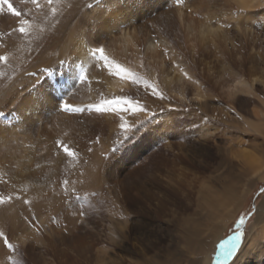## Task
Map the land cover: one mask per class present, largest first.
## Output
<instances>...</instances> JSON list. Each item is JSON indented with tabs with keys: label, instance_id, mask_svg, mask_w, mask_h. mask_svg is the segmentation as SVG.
<instances>
[{
	"label": "rangeland",
	"instance_id": "374dc122",
	"mask_svg": "<svg viewBox=\"0 0 264 264\" xmlns=\"http://www.w3.org/2000/svg\"><path fill=\"white\" fill-rule=\"evenodd\" d=\"M238 1L9 0L19 18L0 5V195L19 197L0 204L14 245L0 238V264H93L97 253L105 264H213L246 216L221 264H264V0ZM112 4L132 31L125 49L100 25ZM205 18L215 29L207 38ZM76 33L162 98L80 58L67 47ZM121 96L143 111L88 108Z\"/></svg>",
	"mask_w": 264,
	"mask_h": 264
},
{
	"label": "snow or ice",
	"instance_id": "6c2138e0",
	"mask_svg": "<svg viewBox=\"0 0 264 264\" xmlns=\"http://www.w3.org/2000/svg\"><path fill=\"white\" fill-rule=\"evenodd\" d=\"M33 4L37 3V0H31ZM47 3L51 5L53 3V0H47ZM0 5H7V8L9 12L12 13L13 16L19 18L22 16V13L15 9L12 5V3L9 2V0H0ZM53 12H55V9H52ZM30 29V21L28 19H23L20 20L19 22V27H18V32L22 35H27ZM91 56L94 57L96 60L103 61L109 68H113L116 73H118L120 76H129L132 77L134 83H142L146 88H151L153 94L156 95H161L157 91V86L154 83H149L148 80L143 79L142 77L136 75L134 72H129L125 68L120 67L118 64H113L112 61L109 60V57L105 55V49L102 47H96L92 48L90 50ZM7 57L6 56H0V61H6ZM85 79V73L84 69L81 68V75H80V80L83 81ZM89 110H94L97 113H104L108 111H116V110H121V111H128L129 109L133 111H143L142 106L138 103L135 102L129 98L126 97H114L112 99H103L101 98L100 102L98 104H89L88 105ZM63 110L68 112H75V113H81L84 111L83 108L81 107H73L69 106L67 103L63 105ZM123 119V117H121ZM120 127L124 129L125 134L130 131V127L127 125V122L125 121L124 123L120 124ZM57 146L59 149H62L63 153L69 157V158H77L78 157V152L75 151L73 148H71L70 145L66 144L63 141H57L56 142ZM68 180L63 181L64 185V192L65 194L68 193ZM74 191V190H73ZM14 198H19V197H13L11 195L4 197L3 195H0V204H4L8 201H11ZM25 203H28V201H25ZM81 215H83V212H81ZM245 220L243 217L239 219V225H244ZM243 237V233L238 231L237 234L232 237L229 241H227L225 244L220 245V251L216 257L217 259V264H221V261H227L228 257L231 255L233 250L237 249V245L241 243ZM0 238L3 239V243L5 247L8 249H13L14 245L9 241L8 237L3 231H0Z\"/></svg>",
	"mask_w": 264,
	"mask_h": 264
},
{
	"label": "bare ground",
	"instance_id": "6f19581e",
	"mask_svg": "<svg viewBox=\"0 0 264 264\" xmlns=\"http://www.w3.org/2000/svg\"><path fill=\"white\" fill-rule=\"evenodd\" d=\"M238 5L240 7H242V8H249V7L251 8L255 4L251 3L249 0H239L238 1ZM110 7L113 8V9H110V12H108V18L107 19H101V24L100 25L105 29V31H108L109 33L116 32L117 35L113 37V39H112L113 42H115V41L118 42L119 41L120 46L123 49H125L126 46H129V45L132 44V40H131L132 31H129V30L125 29V27H127V24L124 25V23H125L124 18H122L119 15L120 13H117L114 10V4H112V6H110ZM177 12H178L179 20L182 21L183 14H182V12H181V10L179 8L177 9ZM123 26H124V28H123ZM198 27L200 28V34H201V36H203V38H207L212 33L215 32V29L211 26V20L208 19V18L200 20V22H198ZM25 36H26L25 44L23 43L24 46H21V48L23 50L27 49V35H25ZM87 37H85V35H83V33H76L73 36L70 35L69 41L67 42V47L68 48L69 47L73 48L72 51L75 52L84 61H88V59H91L92 56H91L90 50L92 48H96L94 42L91 39V36L88 35ZM149 47L154 48L155 44H150ZM240 65H243V64H240ZM115 75L116 74H113L114 78L113 79L111 78L112 80H109V79L106 80L107 81V86H108L109 89H113V88L115 89L116 86H118L117 78H116L117 75H116V77H115ZM257 80H258L257 78H253L250 81H248V84H250V86H251L252 83L256 82ZM168 83H170V82H168ZM197 95L198 96H202L201 92H199V91H197ZM10 131L1 132V134H5V133L8 134ZM263 178H264V175H263ZM258 211H259V213H258L259 217L257 219H260L262 216H264V200L259 204ZM255 237H257V236H255ZM250 241L253 242V240H250ZM254 245H257V243H255ZM104 256L105 255L100 254V253L99 254L98 253L95 254L94 258H93L94 259L93 264H105V257Z\"/></svg>",
	"mask_w": 264,
	"mask_h": 264
},
{
	"label": "water",
	"instance_id": "95a60500",
	"mask_svg": "<svg viewBox=\"0 0 264 264\" xmlns=\"http://www.w3.org/2000/svg\"><path fill=\"white\" fill-rule=\"evenodd\" d=\"M254 207V206H253ZM248 218H249V216H246L245 218H244V220H245V224L244 225H241V227L237 230V231H235L234 233H232L231 235H229L228 237H227V239L225 240V241H223V243L222 244H225L227 241H229L232 237H234L236 234H237V232L238 231H240V232H242L243 234H244V229H245V226H246V222H247V220H248ZM238 246V245H237ZM219 251H220V246L218 247V251H217V253H216V255H215V258H214V262H213V264H217V259H216V257H217V255H218V253H219ZM234 251V250H233ZM233 251H232V253H233ZM231 253V254H232ZM231 256V255H230ZM229 256V257H230ZM222 262V261H221Z\"/></svg>",
	"mask_w": 264,
	"mask_h": 264
}]
</instances>
